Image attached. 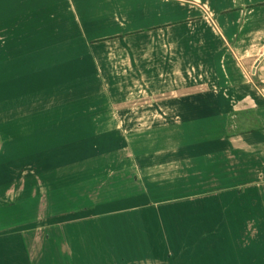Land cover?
I'll list each match as a JSON object with an SVG mask.
<instances>
[{
    "label": "crops",
    "instance_id": "1",
    "mask_svg": "<svg viewBox=\"0 0 264 264\" xmlns=\"http://www.w3.org/2000/svg\"><path fill=\"white\" fill-rule=\"evenodd\" d=\"M263 55L264 0H0V264H264Z\"/></svg>",
    "mask_w": 264,
    "mask_h": 264
},
{
    "label": "rangeland",
    "instance_id": "2",
    "mask_svg": "<svg viewBox=\"0 0 264 264\" xmlns=\"http://www.w3.org/2000/svg\"><path fill=\"white\" fill-rule=\"evenodd\" d=\"M44 97H47V96H44ZM37 99L40 101L39 103H43L42 102L43 101L42 98H37ZM36 110L38 112L37 113L38 118L36 120H38V121H45V120L49 121L50 120V115H49L50 111L46 112L45 111L46 109L43 110V105L38 106L36 108ZM57 111H59V110H57ZM57 111H54L55 113L53 112L55 117H56V114H58ZM220 128H221V124L220 123H213L212 132H211L213 134V136H215V137L219 136V133H221L220 132ZM1 129H3V128H1ZM1 141L3 143V139L1 140V137H0V146L2 144ZM52 180H54V179H52ZM105 180H106V182L108 181L107 179H104L103 181H105ZM124 182H125V177L123 179L116 180L110 186H108L109 184L105 185V187H107V189H109V187H110V189L112 191H114V193H115V194L114 193L111 194V192H110L111 195H107V196L108 197H112V196L116 197L121 191L124 190V186H125ZM55 185H56V181L55 180L52 182V184L49 185V187L51 188V192H53L56 189V187H54ZM102 187L103 186H100V188H102ZM59 189H60V187H58V193H57V189H56L54 194H52V195H47L46 196L45 193H43V195L41 194V197H42L41 206H40V204H38V206H37V211L40 210V217H41L40 220L38 221L40 223L39 226L44 227L42 222L45 220L44 216H45V214L47 212V208L48 207L50 209H52V211H54V212H60V211L62 212V211H64L65 213H68V212H70L72 210L81 208V204H82L81 203V199H79L77 197V195H76V193H79V190H81V188H77L76 191H74L76 188H73V189H71L70 187L65 188V192L63 193V195L60 194V190ZM105 189L106 188H104V193L106 194V190ZM42 190H44V189L42 188ZM85 190H86L87 194L90 191V194L93 196V201L94 202H99L100 201L98 199V196L95 195V192L93 191V187L92 186H86ZM101 193H103V192H101ZM102 195H104V194H101L100 196H102ZM86 204L88 205L87 202H86ZM89 204H91V203H89ZM84 206H85V203L83 202L82 207H84ZM119 207H121V206H119ZM22 211H23V208H22ZM33 219H36V213H33L32 218H30V220H33ZM30 224H32V223H30ZM57 233H60L61 239H63V237L66 238V237L70 236L68 229H66L65 232H64V230H62V232H61V230L58 229ZM68 234H69V236H68ZM45 235H49L50 238L48 239V241L46 240L47 243H45V245H44L43 244V240H44V236ZM55 236H57L56 233H53V232H50V233L45 232L44 233V231H42V230L38 231L37 234H35V236H33L34 237V240L32 242L33 243V245H32L33 246V250H32L31 253H32L34 264H44L42 262H44L45 260L48 262V260L50 261V259L59 257V252H58L57 249H55L51 253V255L48 254V252H50V250H51V246L55 242V238H54ZM42 244H43L44 248H46V251H47V259H45V260L42 259V257H41L43 255V253L40 255ZM59 261H60V259L55 260L52 264H60ZM69 264H71V263H69Z\"/></svg>",
    "mask_w": 264,
    "mask_h": 264
},
{
    "label": "trees",
    "instance_id": "3",
    "mask_svg": "<svg viewBox=\"0 0 264 264\" xmlns=\"http://www.w3.org/2000/svg\"><path fill=\"white\" fill-rule=\"evenodd\" d=\"M248 133H254L256 132L254 129H250L247 131ZM108 182H110V180H108ZM88 203V205L86 204V207L84 208V210H88V209H91V204L92 202L90 201H86ZM91 203V204H89ZM38 201L36 202H33L32 204H29V203H24L20 206V217L18 218V220L20 221V224H22L23 226H26L28 225L29 223H31L32 220H30V218H32V215L33 213H36L37 211V206H38ZM17 207L12 205L9 207V209L7 210V216L5 217H0V229L5 227V228H9L11 227L14 223L13 219L9 216H13V214H17L15 212V210ZM22 208H23V211H22ZM50 211L52 213H54V211H52V209H50ZM33 212V213H32ZM63 212V211H62ZM59 213V212H58ZM34 220V219H33ZM17 221H15V224L14 225H17Z\"/></svg>",
    "mask_w": 264,
    "mask_h": 264
},
{
    "label": "water",
    "instance_id": "4",
    "mask_svg": "<svg viewBox=\"0 0 264 264\" xmlns=\"http://www.w3.org/2000/svg\"><path fill=\"white\" fill-rule=\"evenodd\" d=\"M264 60V55L259 59V61L256 63L254 69H253V74L255 75L256 74V70L259 66V64Z\"/></svg>",
    "mask_w": 264,
    "mask_h": 264
}]
</instances>
